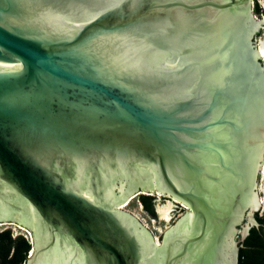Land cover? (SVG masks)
Wrapping results in <instances>:
<instances>
[{"label":"water","instance_id":"obj_1","mask_svg":"<svg viewBox=\"0 0 264 264\" xmlns=\"http://www.w3.org/2000/svg\"><path fill=\"white\" fill-rule=\"evenodd\" d=\"M252 0H0V222L23 264H236L264 217ZM186 209L155 242L120 206ZM5 228H10L7 226Z\"/></svg>","mask_w":264,"mask_h":264},{"label":"rangeland","instance_id":"obj_2","mask_svg":"<svg viewBox=\"0 0 264 264\" xmlns=\"http://www.w3.org/2000/svg\"><path fill=\"white\" fill-rule=\"evenodd\" d=\"M255 3L258 4V6L262 10L260 14L255 13L253 10V14L255 18L261 21V27L255 34L257 44H259L260 41L264 38V0H252V5H254ZM262 58L264 62V55L262 56ZM138 196L139 194L131 197L125 205H121L120 207L132 213L135 217H137L144 224V226H146L151 231L155 239V242H159L161 235L164 233V231L167 228H169L180 216H182L185 210L175 211L177 207L169 199H166L164 201L156 200L155 203L153 204L154 213H155V216H153V215L148 214L143 209V206L141 202L139 201ZM169 202L171 203L170 216L168 219H164L159 215L157 207L167 204ZM7 226L11 227L13 234H18V233L26 234L25 228L18 226L15 222H12V223L0 222V229H3Z\"/></svg>","mask_w":264,"mask_h":264},{"label":"trees","instance_id":"obj_3","mask_svg":"<svg viewBox=\"0 0 264 264\" xmlns=\"http://www.w3.org/2000/svg\"><path fill=\"white\" fill-rule=\"evenodd\" d=\"M255 13H261L262 10L258 4L253 5ZM143 209L150 215L154 214L153 203L145 194L138 196ZM257 220H264V217L256 215ZM248 231L259 232L260 228L256 225H250ZM239 256L243 249L239 246ZM31 251V241L23 233L13 234L10 228L0 229V264H23Z\"/></svg>","mask_w":264,"mask_h":264},{"label":"flooded vegetation","instance_id":"obj_4","mask_svg":"<svg viewBox=\"0 0 264 264\" xmlns=\"http://www.w3.org/2000/svg\"><path fill=\"white\" fill-rule=\"evenodd\" d=\"M145 195L149 197L150 202L153 204L156 200L164 201L169 199L176 205L177 208L175 211L186 209L182 203L165 194L151 192L146 193ZM153 216H155V213ZM255 221L256 223L254 224H256L261 231L256 233L248 230L245 232L239 231L235 236L237 248L239 249L240 246L243 249L240 256L239 250L237 251L236 264H264V220H257V217L255 216Z\"/></svg>","mask_w":264,"mask_h":264},{"label":"bare ground","instance_id":"obj_5","mask_svg":"<svg viewBox=\"0 0 264 264\" xmlns=\"http://www.w3.org/2000/svg\"><path fill=\"white\" fill-rule=\"evenodd\" d=\"M258 48H259V54L262 57L264 55V38L260 41V43L258 44ZM127 203V202H126ZM126 203H124L123 205H125ZM158 213L159 215L164 218V219H168L170 216V209H171V203H167L164 204L162 206H158ZM159 243V242H158Z\"/></svg>","mask_w":264,"mask_h":264},{"label":"built area","instance_id":"obj_6","mask_svg":"<svg viewBox=\"0 0 264 264\" xmlns=\"http://www.w3.org/2000/svg\"><path fill=\"white\" fill-rule=\"evenodd\" d=\"M26 231V234L25 233H23L24 234V236H26V237H28L29 239H30V233L27 231V230H25ZM30 253V252H29Z\"/></svg>","mask_w":264,"mask_h":264}]
</instances>
